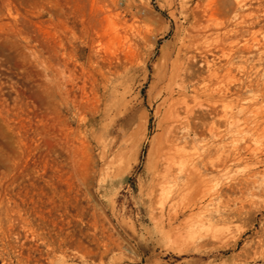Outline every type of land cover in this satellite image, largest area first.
Returning <instances> with one entry per match:
<instances>
[{
  "label": "rangeland",
  "instance_id": "obj_1",
  "mask_svg": "<svg viewBox=\"0 0 264 264\" xmlns=\"http://www.w3.org/2000/svg\"><path fill=\"white\" fill-rule=\"evenodd\" d=\"M0 264H264V0H0Z\"/></svg>",
  "mask_w": 264,
  "mask_h": 264
},
{
  "label": "bare ground",
  "instance_id": "obj_2",
  "mask_svg": "<svg viewBox=\"0 0 264 264\" xmlns=\"http://www.w3.org/2000/svg\"><path fill=\"white\" fill-rule=\"evenodd\" d=\"M187 182H188V180H187ZM160 211H161V214H160L161 221L162 220L164 221V219H165L169 225L172 224L173 222L177 221L179 215L182 213V211L176 207H172V211L170 213H167V216L164 215L163 207L161 208Z\"/></svg>",
  "mask_w": 264,
  "mask_h": 264
}]
</instances>
